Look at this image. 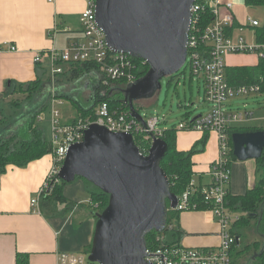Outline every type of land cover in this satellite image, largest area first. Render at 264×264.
<instances>
[{
	"label": "built area",
	"instance_id": "obj_1",
	"mask_svg": "<svg viewBox=\"0 0 264 264\" xmlns=\"http://www.w3.org/2000/svg\"><path fill=\"white\" fill-rule=\"evenodd\" d=\"M97 0H86V7L80 15L83 39L63 48L52 47L46 54L36 52L34 61L40 63L44 56L50 60L53 76L63 71L62 63H89L96 66V78L103 88L114 81L124 80L131 83L137 79V63L128 53L112 51L106 41V35L96 20ZM232 0H196L191 8L192 18L188 33L186 62L193 74L203 78L204 100L211 107L193 118L186 117L177 125L178 130H197L215 132L218 138L219 155L208 170L211 181L199 186L195 177L186 190L178 196V205L169 211L180 214L184 211H208L219 225L218 245L210 247H191L180 240L170 241L169 234L176 232V225L167 221L163 231L157 232L155 241L146 248V261L152 264H233L232 248L238 237L233 231L234 224L242 213L227 205L232 177V151L230 128L253 118L249 110L231 108L230 101L236 97H247L263 91L261 83L234 85L227 77L225 55L253 53L264 60V43H252L243 35L235 37V31L242 32L247 25H236ZM209 13L212 19L205 25L202 17ZM248 26L255 28L260 22L249 16ZM52 31H50V34ZM17 51L15 43H0V51ZM143 64L146 63L142 60ZM62 104L56 96L51 102V140L53 165L36 197L31 199L35 211L40 210V198L51 189L54 182L60 180L59 170L70 146L84 139L85 131L93 123L107 127L115 132H128L138 138L139 148L148 154L154 138H164L166 129L159 116L142 114L143 120L132 116L130 108H112L108 101H100L94 114L87 117L76 116L63 121L58 105ZM198 196H200L198 198ZM200 201L204 206L200 205ZM93 203V202H92ZM97 208L98 203L95 205ZM88 251H62L59 264H98L90 261Z\"/></svg>",
	"mask_w": 264,
	"mask_h": 264
},
{
	"label": "crops",
	"instance_id": "obj_2",
	"mask_svg": "<svg viewBox=\"0 0 264 264\" xmlns=\"http://www.w3.org/2000/svg\"><path fill=\"white\" fill-rule=\"evenodd\" d=\"M232 1L239 26L244 22L237 11V0ZM85 7L86 0H0V43L9 41L18 46L17 51H0V121L3 124L22 107L16 110L10 102L12 95L28 83L41 80L51 69L47 55L40 63L34 61L36 52L46 54L52 47L63 48L83 39L80 15ZM249 59V56L237 57L230 65H255L259 61L249 63ZM71 65L62 63L63 71L60 73L70 71ZM92 79L95 86L98 80L95 76ZM262 93L255 94L258 101ZM53 96L63 104L64 99L55 91L49 95V107ZM78 109L72 119L78 116ZM250 111L253 113L251 120L233 126L264 128V113ZM24 113L27 111L19 116ZM39 117L41 119V115ZM204 135H207L204 150L192 158L194 177L199 186L211 181L208 170L219 155L217 134L177 129V147L180 150H189ZM52 165L50 153L24 166L9 164L5 171L0 172V264H19V257L26 258V264H59L58 256L62 251L90 249L97 221V211L92 204L93 184L84 178H76L64 186L65 197L75 203L66 213L50 216L35 211L31 205V199L37 196ZM258 177L256 159L233 161L230 193L245 194ZM65 206L66 203L58 205L61 210ZM177 224L183 232L180 241L187 246L210 247L220 242L219 225L208 211L181 212Z\"/></svg>",
	"mask_w": 264,
	"mask_h": 264
},
{
	"label": "water",
	"instance_id": "obj_3",
	"mask_svg": "<svg viewBox=\"0 0 264 264\" xmlns=\"http://www.w3.org/2000/svg\"><path fill=\"white\" fill-rule=\"evenodd\" d=\"M196 0H97L96 20L109 48L144 60L148 72L123 90L133 117L143 120L134 106L160 93L162 79L178 73L187 59L191 8ZM100 85L96 83L93 90ZM237 160L257 159L264 150V130L234 132ZM168 150L164 138H154L148 154L133 135L93 123L84 139L72 144L59 177L84 178L109 195L97 213L89 259L98 264H152L146 261V236L161 232L169 210L178 205L170 180L161 166ZM256 255H259L257 253Z\"/></svg>",
	"mask_w": 264,
	"mask_h": 264
},
{
	"label": "trees",
	"instance_id": "obj_4",
	"mask_svg": "<svg viewBox=\"0 0 264 264\" xmlns=\"http://www.w3.org/2000/svg\"><path fill=\"white\" fill-rule=\"evenodd\" d=\"M247 6H261L264 9V0H244ZM212 19L209 13H205L202 17V24H207ZM237 27V24L234 26ZM256 34V41L264 43V22L259 26L254 28ZM137 63V79L143 77L149 70L150 66L147 63L142 62L141 59L134 58ZM74 70L79 73L84 71H90L96 69L94 64L89 63H74L72 64ZM227 77L230 83L234 85L240 84H250V83H261V77H264V60H259L255 65H240V66H228L227 67ZM129 83L124 80L114 81L109 87L103 88L98 86V88L93 92V100L89 105L83 107L80 106L78 109V115L81 117H87L94 114L95 106L100 101H108L112 108H123L128 109L129 104L125 101L124 89ZM41 85V80L36 79L33 82L27 84L30 87L28 91L30 93H35L38 91ZM262 88L264 91V82H262ZM22 88V87H21ZM102 88L104 90L102 94ZM142 100V99H140ZM134 102V106L140 112L142 107L136 105L137 101ZM48 104V103H47ZM45 104L43 107L38 108L35 111H30L24 113L16 121L13 127L12 133H10L5 138H0V172L5 171L6 166L9 164H14L17 166H24L31 161L40 159L41 157L50 154L52 152V145L47 140L44 129L38 125V116L41 113L42 108L47 106ZM141 113V112H140ZM189 112H187L188 116ZM3 121H0L2 124ZM260 129H253L244 126H232L229 130L230 133V143L232 145V134L234 132H245L254 131ZM264 130V128H261ZM164 139L168 144V150L161 161V166L165 170L171 184V190L177 196L181 195L188 187L191 179L194 176L193 171V156L204 150L207 141V135L196 141L189 150H180L177 147V129L174 127L166 129L164 134ZM137 145L140 144L138 138H135ZM237 160L232 151V162ZM258 181L255 185L248 189L243 195H233L229 194L227 196V205L234 211H241V218L235 222L233 231L236 233L238 240L237 243L232 248V263L235 264V258L233 251L236 247L240 245L241 238L243 236V230L250 225L251 221L255 222L256 233L259 238L257 242H252L243 246L239 252L243 255L245 254L247 259L246 262L250 264H264V150L262 155L256 159ZM80 178V177H77ZM86 180V179H85ZM87 181V180H86ZM89 184L91 182L87 181ZM60 178L59 181L54 182L51 189L44 192L40 198V210L50 216L59 215L68 212L71 207L75 204L69 201L64 195V186L68 184ZM96 187V186H95ZM200 196H198L199 198ZM92 201L94 208L98 203L97 208H95L96 215L101 212L108 204L109 195L103 192L100 188L96 187L92 192ZM61 203H66L63 210L59 209L58 205ZM200 205L204 206L200 201ZM245 213V214H244ZM180 214L169 211L168 221H171L178 217ZM157 231L153 230L146 236L147 245L150 246L155 241ZM183 235L182 230H180L178 224L176 225V232L169 234L170 241L180 240ZM260 239V240H259ZM259 241V242H258ZM260 242H262L260 244ZM92 244L90 245L91 250ZM251 248H253V253H259L255 259H252ZM27 259L18 258L19 264H26Z\"/></svg>",
	"mask_w": 264,
	"mask_h": 264
},
{
	"label": "rangeland",
	"instance_id": "obj_5",
	"mask_svg": "<svg viewBox=\"0 0 264 264\" xmlns=\"http://www.w3.org/2000/svg\"><path fill=\"white\" fill-rule=\"evenodd\" d=\"M237 11L239 12L240 19L247 27L244 32H240L236 29L235 37L243 35L248 41L255 43L257 40L255 30L248 26L249 23L247 19L251 16L262 24L264 22L263 7L247 6L243 0H237ZM230 55H233V57H230ZM241 56H249V63L256 62L258 59L257 55L253 53L227 54L225 55L226 64L231 66L230 64L235 63L236 58ZM57 75L56 77L55 75L53 76L51 69H49L47 74L41 79V85L38 91L30 93V91H28L30 87L25 86L17 91L16 94L12 95L10 102L16 107V110L19 109L21 105L22 107L19 109L20 111L18 110L14 115L8 117L5 124H0V138H5L12 133L13 127L17 122L16 120L24 110L32 112L47 104L49 95L52 92L57 91L61 95V98L64 99L63 104L58 105L61 117L64 121H70L77 113L79 106L85 107L92 102L93 98H91L90 94L94 89L92 78L97 75L95 69L79 73L74 70L71 65L70 71L65 70V72L58 73ZM101 92L103 94V88ZM256 97L257 95L236 97L230 101L231 108L241 111L253 110L257 114L264 113V91L259 95L260 101H258ZM136 103V105L142 107L140 109L142 114L159 116L162 120H166L165 123L163 121L162 125V127L167 126L166 128H172L174 125L175 128H177V125L184 118H193L206 112L211 107L204 100L203 78L193 74L187 62L173 77L166 76L162 79V89L159 94H156L152 98L142 99ZM49 105L50 102L45 108H42L40 113L41 119L39 117L38 123L45 129L46 138L50 142L51 108ZM257 110L259 111L257 112ZM187 112H189L188 116ZM94 188L96 187L94 186ZM172 222L177 225L176 218L173 219ZM243 233L240 245L233 251L236 261L235 264H250V262H246V255L240 253L239 250L247 244L257 242L259 236L256 233L254 220L243 230ZM261 243L262 242H260V244ZM88 252L90 251L88 250ZM250 252L252 253L248 254H251L252 259H255L257 253H253V248H251Z\"/></svg>",
	"mask_w": 264,
	"mask_h": 264
},
{
	"label": "flooded vegetation",
	"instance_id": "obj_6",
	"mask_svg": "<svg viewBox=\"0 0 264 264\" xmlns=\"http://www.w3.org/2000/svg\"><path fill=\"white\" fill-rule=\"evenodd\" d=\"M174 75H172V77H173Z\"/></svg>",
	"mask_w": 264,
	"mask_h": 264
}]
</instances>
